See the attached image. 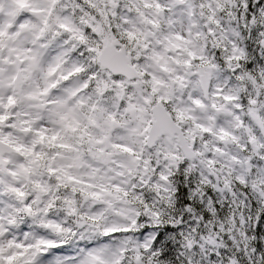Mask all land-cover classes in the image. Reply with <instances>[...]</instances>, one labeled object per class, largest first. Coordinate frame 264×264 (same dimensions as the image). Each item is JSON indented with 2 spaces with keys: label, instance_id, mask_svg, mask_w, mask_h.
Returning a JSON list of instances; mask_svg holds the SVG:
<instances>
[{
  "label": "snow or ice",
  "instance_id": "obj_1",
  "mask_svg": "<svg viewBox=\"0 0 264 264\" xmlns=\"http://www.w3.org/2000/svg\"><path fill=\"white\" fill-rule=\"evenodd\" d=\"M0 264H264V0H0Z\"/></svg>",
  "mask_w": 264,
  "mask_h": 264
}]
</instances>
